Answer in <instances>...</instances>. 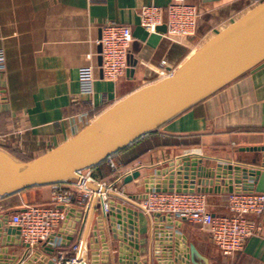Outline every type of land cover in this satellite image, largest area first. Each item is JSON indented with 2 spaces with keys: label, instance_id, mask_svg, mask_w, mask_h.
Returning a JSON list of instances; mask_svg holds the SVG:
<instances>
[{
  "label": "crops",
  "instance_id": "1",
  "mask_svg": "<svg viewBox=\"0 0 264 264\" xmlns=\"http://www.w3.org/2000/svg\"><path fill=\"white\" fill-rule=\"evenodd\" d=\"M171 1L0 0V51L6 65L0 70V148L22 162L44 155L130 93L168 77L169 71L175 72L211 39L264 3L186 0L198 6L199 19L196 33L185 38H170L167 29L150 32L141 25L143 6L165 7ZM109 21L129 25L134 37L129 68L118 80L104 79L101 68L102 28ZM84 79H93L94 88L90 97L81 98ZM214 144L228 153L213 150ZM191 146L197 148L190 150ZM246 147H264V61L113 156L119 169H141L145 177L178 159L202 158L213 168L219 162L259 165L262 152L242 150ZM103 171L95 166L90 175L100 179ZM123 179L118 188L126 194L111 196L139 215L134 225L127 210L115 215L114 223L128 229L126 241L114 239L112 220L101 207L88 215L75 205L50 239L37 246H28L17 234L7 240L1 232L0 264L54 261L78 239L87 240L90 263L94 258L98 264H264V215L251 216L262 229L244 249L224 256L200 225L141 211L129 196L144 191L143 179L129 184ZM53 194L52 185H43L0 198V215L8 214L11 226L15 212L31 204H50ZM206 194L213 213L228 212V193ZM135 238L138 250L131 245ZM58 241L62 246H56ZM91 243L97 246L90 247ZM85 258L87 263L86 252Z\"/></svg>",
  "mask_w": 264,
  "mask_h": 264
},
{
  "label": "water",
  "instance_id": "2",
  "mask_svg": "<svg viewBox=\"0 0 264 264\" xmlns=\"http://www.w3.org/2000/svg\"><path fill=\"white\" fill-rule=\"evenodd\" d=\"M160 29L166 30L167 27L162 25L158 27ZM263 61L264 3L211 39L173 75L130 93L65 143L44 155L22 162L0 148V198L36 186L77 179L79 171L101 164L144 136L162 128ZM242 150L261 151L259 165L219 162L213 168L203 163L202 158L178 159L164 169L154 170L148 177L143 176L141 169H136L126 175L123 182L129 184L143 179L144 193L131 195L136 199L146 197L151 191L264 192V147H246ZM68 209L73 210L72 207ZM123 210L129 214L130 225H134V222L138 224L139 219L138 211L114 200L110 201V210L106 215L112 220L114 239L120 241H126L128 229L123 230L114 220L115 215L120 217ZM154 215L172 220L169 215ZM8 221V214L0 215V233H5L7 240L12 234L20 236L19 227L9 226ZM131 229L132 226L129 228L130 236ZM85 242L87 264H98L94 258L89 262V245L87 240ZM131 245L138 250L139 239L135 238ZM94 246L97 245L90 244V247ZM93 253L96 254V251ZM36 264H54V261L48 259L46 263Z\"/></svg>",
  "mask_w": 264,
  "mask_h": 264
},
{
  "label": "built area",
  "instance_id": "3",
  "mask_svg": "<svg viewBox=\"0 0 264 264\" xmlns=\"http://www.w3.org/2000/svg\"><path fill=\"white\" fill-rule=\"evenodd\" d=\"M140 18L141 25L150 32H157L159 26L166 25L168 37L185 38L196 33L199 9L196 4L186 0H172L165 7L157 4L143 6ZM133 38L132 29L127 24L109 21L103 26L100 42L104 79L118 80L126 74ZM166 64V60L161 62L162 67ZM5 66V56L0 51V70H4ZM173 73L169 71L167 76ZM93 88L94 80L84 79L81 98L90 97ZM111 167L114 172L123 174V178L135 171V168L127 167L121 172L114 161ZM88 170L79 171L77 179L70 182L53 184L54 194L50 204H31L11 216V225L19 227L26 244L34 246L48 241L66 220L69 207H82L88 215L99 207L105 213L109 212L113 189L93 178ZM89 181L92 185L88 184ZM134 202L145 214L169 215L172 219L186 220L207 229L212 242L224 256H233L242 251L248 239L262 229L261 224L251 216L264 215V192L228 193V212L219 214L209 209L207 194L198 191H151ZM85 245V239H78L67 252H60L54 257V264H85ZM56 246H62V241H58Z\"/></svg>",
  "mask_w": 264,
  "mask_h": 264
},
{
  "label": "rangeland",
  "instance_id": "4",
  "mask_svg": "<svg viewBox=\"0 0 264 264\" xmlns=\"http://www.w3.org/2000/svg\"><path fill=\"white\" fill-rule=\"evenodd\" d=\"M197 146V145H196ZM214 147H212V148H217V149H213V150H215V151H219V152H227L228 153V151H227V149H223V146L222 145H219V146H221V149L222 150H220V149H218V147H216L217 145H213ZM191 149L190 150H192V148H197V147H190ZM187 149V148H186ZM181 150H184L183 148H181V149H178V151H177V153H179V152H181ZM195 151V150H194ZM198 151V150H197ZM114 158H115V156H112L111 158H109L108 160H107V162L105 163L106 164V166H110V169H111V171H110V169L108 170L107 168H105V167H103V174L104 175H102L103 177H99L100 179H97V180H99V181H102V182H105V183H107L110 187H112V192H113V194L114 193H119V192H122V193H125L126 194V192H123V190L122 191H120L119 190V188H118V182H120L122 179H123V177H122V175H121V173H119V172H114L113 170H112V167H111V164H112V161H114ZM165 167H168V165H165V166H163V167H161V168H165ZM121 170H123V171H125V169H120V171ZM122 171V172H123ZM88 173H90V169L87 171ZM154 173V170L152 169V170H150V171H148V173H147V175H145V177H148L149 175H151V174H153ZM119 177V178H118ZM119 179V180H118ZM141 184V186H142V182L140 183ZM142 193H144V191L143 192H134L133 193V195L134 194H142ZM132 200H134V201H137L136 200V198H133V197H131V196H129ZM111 200H114L116 203H118L119 201H117V200H115V199H113L112 198V196H111ZM121 202H123L122 200H121ZM37 204V203H36Z\"/></svg>",
  "mask_w": 264,
  "mask_h": 264
},
{
  "label": "trees",
  "instance_id": "5",
  "mask_svg": "<svg viewBox=\"0 0 264 264\" xmlns=\"http://www.w3.org/2000/svg\"><path fill=\"white\" fill-rule=\"evenodd\" d=\"M106 162H107V160L104 161V162H102L101 164L97 165V167H99V168L102 169V167H105V166H106V164H105ZM105 168H107V169L109 170V169H110V166L108 165V166H106ZM110 171H111V169H110Z\"/></svg>",
  "mask_w": 264,
  "mask_h": 264
},
{
  "label": "bare ground",
  "instance_id": "6",
  "mask_svg": "<svg viewBox=\"0 0 264 264\" xmlns=\"http://www.w3.org/2000/svg\"><path fill=\"white\" fill-rule=\"evenodd\" d=\"M248 72H249V71H248ZM88 184H91V181H89ZM85 264H86V258H85Z\"/></svg>",
  "mask_w": 264,
  "mask_h": 264
}]
</instances>
